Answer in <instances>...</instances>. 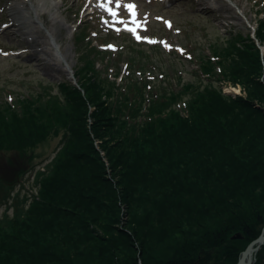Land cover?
<instances>
[{"label":"trees","instance_id":"obj_1","mask_svg":"<svg viewBox=\"0 0 264 264\" xmlns=\"http://www.w3.org/2000/svg\"><path fill=\"white\" fill-rule=\"evenodd\" d=\"M135 46L112 61L83 45L78 86L0 102V155L26 164L12 180L0 175L1 199L34 169L32 151L62 136L36 191L16 195L0 217V264H236L261 234L264 18L255 39L231 34L199 54L204 79L179 90L159 92L145 66L136 79ZM120 59L128 73L117 82ZM254 264H264V244Z\"/></svg>","mask_w":264,"mask_h":264},{"label":"rangeland","instance_id":"obj_2","mask_svg":"<svg viewBox=\"0 0 264 264\" xmlns=\"http://www.w3.org/2000/svg\"><path fill=\"white\" fill-rule=\"evenodd\" d=\"M12 1L0 0V23L10 21L5 7ZM134 1L137 3L138 18L145 28L140 33L141 37L161 46L156 45L153 51H150L149 45L135 46V77L142 79L136 66L148 67L152 72L150 75L145 72L143 79L154 78L152 83L159 92L161 87L179 90L185 82L199 84L204 77L197 69V56H211L210 46L224 48L231 34L253 36L257 20L264 18V0H177L168 8L160 6L156 0ZM54 2L58 7L44 11L42 16L37 15V23L30 24L29 34L15 29L12 32H16V35H11L12 32H4L0 27V47L26 49L20 56H0V99L9 101L17 95L37 93L41 90L40 84L72 83L68 73L74 72L78 63L73 34L77 30L78 16L82 17L84 12V8L80 7L83 0ZM54 24L60 26V32H55ZM91 24L94 28H100L95 21ZM121 72L124 73L123 65ZM222 90L244 96L239 85H227ZM61 138V135L48 137L32 151L35 171L41 170L52 159ZM25 165V157L17 152L0 155V175L2 178L6 176V181L14 179L16 169ZM33 175L27 176L21 187H15L9 200H3L0 196V217L14 195L21 197L35 189Z\"/></svg>","mask_w":264,"mask_h":264},{"label":"bare ground","instance_id":"obj_3","mask_svg":"<svg viewBox=\"0 0 264 264\" xmlns=\"http://www.w3.org/2000/svg\"><path fill=\"white\" fill-rule=\"evenodd\" d=\"M58 5L55 2H46V0H15L13 4L7 7V12L9 17L12 19L13 24H11L8 29L10 33L16 29L17 32H25V34H29L31 32L32 23L35 22V16H42L44 11L55 9ZM40 12V13H38ZM54 18H52L53 20ZM54 30L56 33L60 32V26L54 24ZM128 28H137L136 25L127 26ZM15 35V34H14ZM137 36V31L135 33ZM34 40V39H33ZM32 40V42H33ZM35 41V40H34ZM69 77L71 73H68Z\"/></svg>","mask_w":264,"mask_h":264},{"label":"water","instance_id":"obj_4","mask_svg":"<svg viewBox=\"0 0 264 264\" xmlns=\"http://www.w3.org/2000/svg\"><path fill=\"white\" fill-rule=\"evenodd\" d=\"M232 240L241 239L240 234H235L231 237ZM264 244V228L261 231V234L253 240L243 252H241L240 257L236 264H254L255 263V254Z\"/></svg>","mask_w":264,"mask_h":264},{"label":"snow or ice","instance_id":"obj_5","mask_svg":"<svg viewBox=\"0 0 264 264\" xmlns=\"http://www.w3.org/2000/svg\"><path fill=\"white\" fill-rule=\"evenodd\" d=\"M117 7H121V5H119V3H117ZM127 10H128V12H130L131 13V15L133 16V17H135V15H136V12H135V5L134 4H128L127 6ZM110 12L112 11L111 9H108ZM112 15L113 16H115V15H117V13L116 12H112ZM133 23H136V21H135V19H133ZM167 23V22H166ZM168 26L169 27H171V24L170 23H168ZM137 27H139V25L137 26ZM129 32H132V33H136V31H137V29L136 28H128L127 29ZM136 39H141V37L139 36V35H137L136 36ZM149 42H155V41H149ZM166 47L168 46V45H165ZM108 47H112L111 45H108Z\"/></svg>","mask_w":264,"mask_h":264}]
</instances>
